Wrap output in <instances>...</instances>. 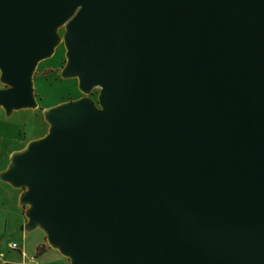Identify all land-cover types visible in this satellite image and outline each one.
<instances>
[{
	"label": "water",
	"instance_id": "1",
	"mask_svg": "<svg viewBox=\"0 0 264 264\" xmlns=\"http://www.w3.org/2000/svg\"><path fill=\"white\" fill-rule=\"evenodd\" d=\"M61 42L99 92L0 172L21 229L68 264H264V0H0L6 115Z\"/></svg>",
	"mask_w": 264,
	"mask_h": 264
},
{
	"label": "rangeland",
	"instance_id": "2",
	"mask_svg": "<svg viewBox=\"0 0 264 264\" xmlns=\"http://www.w3.org/2000/svg\"><path fill=\"white\" fill-rule=\"evenodd\" d=\"M60 34L64 28L59 30ZM65 46L61 42L53 54L41 60L33 73V88L37 101L36 108L14 110L6 115L0 107V172L8 165L14 151L22 149L30 140L43 136L48 130L44 119V109L61 102L89 96L97 100L99 88L91 93H82L76 78H62L60 72L65 64ZM5 87L0 82V88ZM7 182L0 179V264H19L23 261L20 250L26 255L25 261L39 264H68L66 257L48 246L46 237L40 228L30 231L21 229L26 222L23 208L19 206V193ZM16 242L19 250L9 249L8 244ZM45 250L36 254L39 246Z\"/></svg>",
	"mask_w": 264,
	"mask_h": 264
},
{
	"label": "built area",
	"instance_id": "3",
	"mask_svg": "<svg viewBox=\"0 0 264 264\" xmlns=\"http://www.w3.org/2000/svg\"><path fill=\"white\" fill-rule=\"evenodd\" d=\"M8 247H9V249H12V250H19V246H18V244H17L16 242H11V243H9V244H8ZM0 258H1V256H0ZM32 259H33V257H31L29 261H25V260H23V261H22L21 263H19V264H39V263H37V262H33Z\"/></svg>",
	"mask_w": 264,
	"mask_h": 264
},
{
	"label": "trees",
	"instance_id": "4",
	"mask_svg": "<svg viewBox=\"0 0 264 264\" xmlns=\"http://www.w3.org/2000/svg\"><path fill=\"white\" fill-rule=\"evenodd\" d=\"M44 250H45V248L41 245L38 247L36 254L38 255V254L42 253Z\"/></svg>",
	"mask_w": 264,
	"mask_h": 264
},
{
	"label": "crops",
	"instance_id": "5",
	"mask_svg": "<svg viewBox=\"0 0 264 264\" xmlns=\"http://www.w3.org/2000/svg\"><path fill=\"white\" fill-rule=\"evenodd\" d=\"M21 257H23V260L26 258V255L20 250Z\"/></svg>",
	"mask_w": 264,
	"mask_h": 264
}]
</instances>
